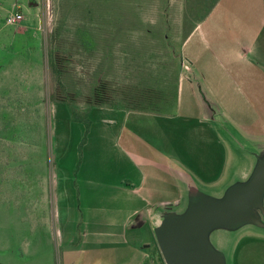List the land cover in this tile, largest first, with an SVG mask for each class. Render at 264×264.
Instances as JSON below:
<instances>
[{
	"label": "rangeland",
	"instance_id": "374dc122",
	"mask_svg": "<svg viewBox=\"0 0 264 264\" xmlns=\"http://www.w3.org/2000/svg\"><path fill=\"white\" fill-rule=\"evenodd\" d=\"M214 1L0 0V264H60L61 245L80 242L78 186L92 178L114 183L120 162L110 137L109 119L116 117L98 112L93 89L105 83L113 98L114 106L101 107L173 114L180 71L189 68L180 56L182 39ZM239 2L221 4L230 21L239 17ZM12 13L22 19L7 25ZM226 38L233 54L236 27ZM249 83L243 89L252 97L233 107L239 115L219 117L216 106L205 104L213 114L212 147L225 152H214L212 163L210 137L198 129L196 139L185 126L193 121L181 122L182 143L194 145L195 137L202 168L228 166L224 184L194 189L175 221H197L244 196L228 219L243 227L210 234L214 245H225L228 264H264V83ZM90 130L99 133L98 148L87 143ZM63 189L65 227L53 214ZM103 201L102 208L111 206Z\"/></svg>",
	"mask_w": 264,
	"mask_h": 264
},
{
	"label": "crops",
	"instance_id": "0c3cea01",
	"mask_svg": "<svg viewBox=\"0 0 264 264\" xmlns=\"http://www.w3.org/2000/svg\"><path fill=\"white\" fill-rule=\"evenodd\" d=\"M223 1L215 0L182 39L180 56L189 68L180 71L173 114L97 106L98 112L104 109L116 117L109 121L115 129L110 137L120 157L116 165L118 177L112 184L95 178L80 182L77 196L79 207H83L85 229L78 244L69 240L61 245L60 264H167L164 256L171 255L172 249L161 245L166 223L180 214L181 204L187 203L194 189L224 184L228 165L219 163L215 169L212 164L206 163L202 168L203 164L198 163L197 130H203L204 137L211 139L208 160L212 163L214 152H225L212 147L214 133L208 120L213 114L208 115L205 104L216 106L219 117L239 115L233 107L252 97L251 91L245 92L243 87L249 82L250 86L264 83V0H237L236 21L225 17ZM232 26L238 36V48L233 54L225 44L226 32ZM230 90L234 91L232 97L228 95ZM187 121H193L185 125L187 134L196 131L194 145L187 140L182 143L181 122ZM98 134L90 130L87 143L93 142L98 148L100 141L94 138ZM226 153H230L228 149ZM92 165L89 163L88 167L92 169ZM246 178L247 174H243L239 179ZM103 199L109 200L111 206L102 208ZM57 204L54 217H62L65 227V189ZM168 207L175 211L173 217H166ZM229 217L207 221L199 232L200 242L189 245L177 264L194 260L200 264H228L225 245H214L210 234L243 227L234 220L230 224Z\"/></svg>",
	"mask_w": 264,
	"mask_h": 264
},
{
	"label": "water",
	"instance_id": "95a60500",
	"mask_svg": "<svg viewBox=\"0 0 264 264\" xmlns=\"http://www.w3.org/2000/svg\"><path fill=\"white\" fill-rule=\"evenodd\" d=\"M242 197L235 198L228 206L220 207L218 209L210 210L203 213L197 221H175L173 215L167 214L166 217H173L172 220L167 222L168 227L165 228L163 235L161 236V245H164L165 249H172L171 255L165 254L164 259L167 264H177L181 260V257L185 255V251L189 249V245H196L200 242L202 228L206 222L215 218H226L230 216L232 211L240 204ZM230 218V217H229ZM172 224V225H171ZM202 230V231H201ZM190 264H200L199 261H191Z\"/></svg>",
	"mask_w": 264,
	"mask_h": 264
},
{
	"label": "trees",
	"instance_id": "16d2710c",
	"mask_svg": "<svg viewBox=\"0 0 264 264\" xmlns=\"http://www.w3.org/2000/svg\"><path fill=\"white\" fill-rule=\"evenodd\" d=\"M107 87L105 83H99L92 92L91 101L94 106H101L103 104L106 105H113V98L110 94H108ZM135 110H141V109H135Z\"/></svg>",
	"mask_w": 264,
	"mask_h": 264
},
{
	"label": "built area",
	"instance_id": "2783aa9c",
	"mask_svg": "<svg viewBox=\"0 0 264 264\" xmlns=\"http://www.w3.org/2000/svg\"><path fill=\"white\" fill-rule=\"evenodd\" d=\"M21 19H22L21 14L12 13V14L7 16V18L5 19V23L7 25H15V24L19 23Z\"/></svg>",
	"mask_w": 264,
	"mask_h": 264
}]
</instances>
